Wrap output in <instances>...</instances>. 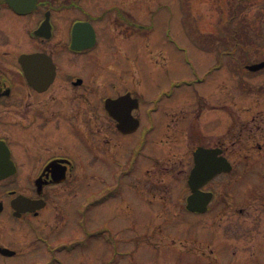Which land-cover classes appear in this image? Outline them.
I'll use <instances>...</instances> for the list:
<instances>
[{
	"label": "flooded vegetation",
	"instance_id": "af4514ba",
	"mask_svg": "<svg viewBox=\"0 0 264 264\" xmlns=\"http://www.w3.org/2000/svg\"><path fill=\"white\" fill-rule=\"evenodd\" d=\"M261 10L264 24V0ZM236 24L233 16L222 50L228 62L198 79L192 111L173 112L163 152L140 165L158 98L173 94L141 100L140 40L154 30L141 23L139 0H0V264H67L61 207L84 199L74 208L80 233L71 238L85 242L83 253L91 248L92 208L138 184L144 210L189 212L214 235L198 240L214 255L194 254L208 259L200 264H264V67L251 68L264 63V35L240 48ZM215 29L198 32L210 56L221 45ZM198 148L204 184L189 203ZM221 165L229 170L210 177ZM228 191L240 196L228 200ZM27 199L43 207L30 212ZM80 263L88 264L86 255Z\"/></svg>",
	"mask_w": 264,
	"mask_h": 264
},
{
	"label": "rangeland",
	"instance_id": "374dc122",
	"mask_svg": "<svg viewBox=\"0 0 264 264\" xmlns=\"http://www.w3.org/2000/svg\"><path fill=\"white\" fill-rule=\"evenodd\" d=\"M189 1H193L192 5H195L189 9L195 19L194 25L197 24L200 31L212 30L217 19L232 15L230 3H236V0ZM139 2L141 23L146 27L153 25L154 30L153 36L142 37L140 40L138 79L141 83V100H155L165 91L173 94L172 98L163 99L161 102L162 98H158L161 110L153 115L156 128L150 131L147 140L149 145L144 148L143 155L139 158L142 165L151 156L156 157L163 152L160 150V140L166 133L165 121L172 119L173 112L192 111L198 94L202 93H198L201 87L198 79L211 66L220 64V61H223L221 64L228 62L229 58L223 57V47L220 50L216 48L211 56L207 53L205 45L198 41L196 28L192 25L193 19L187 24L188 15L185 14L181 0ZM242 5V2L240 5L236 4L238 7ZM237 8L233 10L234 16ZM260 8L261 0H254L251 14L261 15ZM242 16L245 14L242 13ZM218 74L219 72L216 73ZM181 99L185 101L182 106H173L170 109ZM193 110L196 113L197 110ZM130 179L124 177L121 182L126 183ZM126 190L125 186L119 197L92 208L87 222L89 230H93L90 235L91 248L83 250V253L79 251L68 256L65 254L67 264H81L80 257L85 255L88 264H200L208 259L196 257L194 254L202 257L214 256L211 249L198 247V240L210 241L214 235L199 226L196 216L186 211L176 215L177 213H170L160 207L155 211L144 210L146 194L143 193L142 184H138L136 188L132 186L129 189L131 193L123 194ZM239 196L234 192L229 194V191L226 194L228 200ZM83 204L84 199L61 207L64 216L69 220V226L60 229L59 239L71 240L80 233L75 226L78 224V216L74 208ZM157 204L161 206L155 203ZM113 208H119V211L112 210ZM169 214H172V219L168 220L172 221L170 223L167 222ZM187 224H191L190 227ZM104 227L108 228L102 230ZM31 261L32 259L26 263L33 264Z\"/></svg>",
	"mask_w": 264,
	"mask_h": 264
},
{
	"label": "water",
	"instance_id": "95a60500",
	"mask_svg": "<svg viewBox=\"0 0 264 264\" xmlns=\"http://www.w3.org/2000/svg\"><path fill=\"white\" fill-rule=\"evenodd\" d=\"M201 154H203V150L202 149L199 150V151H197L196 154H195L196 167L193 170L192 176H191V179H190V184L192 186V189H193L194 194L197 192L198 188L201 185H203L202 182H199L198 181V177H200V178L202 177V171H201V169L206 168V166L204 164L202 165L201 162H200V156H201ZM222 170H228V167H225L224 165H221L220 167H218L216 169V172L218 173V172H221ZM213 174L214 173H211L209 176H213ZM198 197H200V194L199 193H197L195 195H192L190 197V199H189V203L192 202V201H195V199H197ZM189 208L192 209V210H197V208H200V207L199 206H194L193 207V206L190 205Z\"/></svg>",
	"mask_w": 264,
	"mask_h": 264
}]
</instances>
